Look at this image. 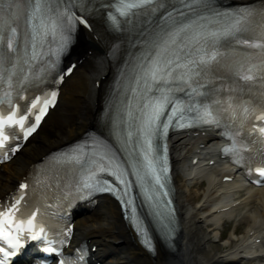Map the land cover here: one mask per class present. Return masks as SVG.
<instances>
[{
  "label": "bare ground",
  "instance_id": "1",
  "mask_svg": "<svg viewBox=\"0 0 264 264\" xmlns=\"http://www.w3.org/2000/svg\"><path fill=\"white\" fill-rule=\"evenodd\" d=\"M221 3L262 6L264 0H221ZM103 36L105 40L112 39L105 33ZM153 40L154 37H137L128 43V48L142 44L141 54L147 55L158 45ZM92 41L88 31H78L66 60L72 71L62 82L57 106L40 127V130L45 127L47 133L32 144L28 141L1 168L0 200L16 190L29 172L32 179L36 177V163L102 122L101 111L108 85L114 79L115 65L108 50L92 48ZM109 88L112 89L111 85ZM220 133L212 128L170 134L171 191L177 229L169 250L157 244L154 253H148L117 204L108 197H100L95 206L84 207L75 216L70 247L87 242L94 264H264V188L247 186L243 174L220 159V147L225 143ZM30 185L35 188L32 206L34 210L38 207L40 214L53 191L44 183L30 181ZM195 186L203 190L198 191ZM232 221L235 228L221 243L219 238L226 234L221 227ZM244 223L248 224L246 232L236 238Z\"/></svg>",
  "mask_w": 264,
  "mask_h": 264
},
{
  "label": "snow or ice",
  "instance_id": "2",
  "mask_svg": "<svg viewBox=\"0 0 264 264\" xmlns=\"http://www.w3.org/2000/svg\"><path fill=\"white\" fill-rule=\"evenodd\" d=\"M137 2L146 4L149 0H137ZM19 7L15 0H8L7 3L0 0V64H7L12 52L16 50L17 27L15 24ZM129 7L130 5L124 4L121 6L120 11L127 12ZM181 7L188 8L189 6L182 4ZM41 9L49 12L50 15L52 14V10L47 3L37 2L32 8L33 19L37 15H42ZM251 15V11L235 13V18L228 28L217 29L215 32L201 28L192 35L191 41L188 43L183 42L181 36L185 29L190 30V25L186 24L180 28L173 29L165 34L159 45L148 56L144 57L138 82H143L148 95L142 97L140 119L135 127L128 129L125 141L133 144L132 152L129 153V163L132 164L131 171L135 172L138 181L142 183L147 181L153 184L154 187H159L161 192L158 194H167V189L164 187V177L161 175L162 171L167 170V144L166 142L161 144V138L163 137L166 140L169 125L173 122L174 115L179 113L181 107L185 110L191 107V103L185 105L184 101L178 99L175 93L182 91L183 88H188L193 93L197 89L203 88L197 81L202 77L205 68L215 61L218 55L214 48L215 39H213L212 50L208 51L210 46L206 42V38H214L223 34L235 35L249 26ZM111 19L114 24H119L116 16H112ZM57 21L67 32H71L78 21L84 25L89 23L84 16H76L70 8L64 7L55 14V18L52 19L50 25H44L45 31L51 30L55 32L58 27ZM69 39V35L64 34V32L61 33L63 42L66 43ZM184 39L187 40V37L185 36ZM240 42L251 43V41L247 40H241ZM256 43L264 44V25H261V39H258ZM194 45H199L198 49H195V54H193ZM250 67L253 71L255 70V66ZM71 70V68L68 69V71ZM249 75H251L250 72ZM9 82H11L10 76ZM194 84L196 87H193ZM149 85H151L150 91L148 90ZM137 90L139 89H133L134 92ZM153 93H158V95H153ZM55 96L56 92L53 91L51 99L42 101L43 106L39 107L38 112L35 114V123L27 128H25L24 124L26 115L17 116L14 111H9L7 118L0 115V154L4 152L5 148L14 152L21 147L19 143L14 145L8 143L12 137L9 136L5 126L8 124H19L20 128L25 129L23 138L26 139L39 126L41 119L48 111L49 104L54 102ZM4 98L8 100L9 104L12 103V99L7 93H5ZM191 99L192 97H189V101ZM172 100L175 101L174 104L171 103ZM39 102L40 98L37 97L32 101V104L37 106ZM19 107L20 105L17 104L16 108ZM200 109L201 105L197 104L196 110L199 111ZM28 111L30 112L32 109H28ZM255 111V109L245 108L246 113ZM164 116L167 117L166 121L162 119ZM202 116L203 118L214 119L213 111L209 105H203ZM129 117L131 118L130 110ZM257 119H264V111L259 113ZM178 126L183 127V124ZM259 130L264 133V127H260ZM137 140H139V148L135 147ZM92 143L94 145L100 144L101 146L98 151H92L90 158L74 154L75 159H83V162L88 165L84 183L77 187V191L102 190L107 185L109 186L107 190L115 191L123 196L131 183L126 175L130 170L121 165L120 160L112 154L111 149L104 145L102 141L93 140ZM225 150L227 151V148ZM256 171L264 174V166L257 167ZM105 174H111V177H114L118 184L114 183L111 178L105 179ZM98 176L100 178H97ZM20 188H27V184H21ZM22 200L23 194H20L6 206L0 203V264H12V258L21 252L22 247L29 238L38 239L46 252L60 253L62 257L63 252L59 244L53 247L56 242L48 238V233L45 231L43 223L39 225L36 223L37 214L40 211L38 207L26 219L18 218ZM126 203H130V201H126ZM64 231L67 237L72 235L71 228L66 227ZM65 239L66 237L62 236L59 243L63 244ZM145 243L148 248L151 249L153 247L147 239ZM80 259L82 260L83 257H80ZM57 260L58 264H66L65 259L57 257ZM35 264H48V262L46 259H38Z\"/></svg>",
  "mask_w": 264,
  "mask_h": 264
},
{
  "label": "rangeland",
  "instance_id": "3",
  "mask_svg": "<svg viewBox=\"0 0 264 264\" xmlns=\"http://www.w3.org/2000/svg\"><path fill=\"white\" fill-rule=\"evenodd\" d=\"M75 119V115L73 116V120ZM47 131L46 128H43L30 142V144H32L39 136L42 135H46ZM195 189L198 191H202L203 189H199L198 186H195ZM234 224H236L235 222H230L228 224H225L224 226L221 227V231L226 230V234L224 235V237H229L232 234L233 229L235 228ZM226 225L228 226V228L226 229ZM248 224L244 223L241 225L240 230L238 231V235H236V238H240L244 235V233L246 232ZM220 239V238H219ZM220 241V240H219ZM224 240H221L220 242L222 243ZM254 263V262H253Z\"/></svg>",
  "mask_w": 264,
  "mask_h": 264
}]
</instances>
